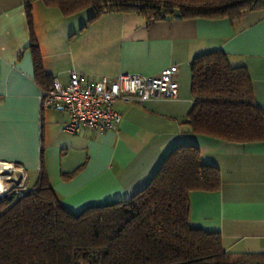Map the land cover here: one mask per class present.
I'll use <instances>...</instances> for the list:
<instances>
[{
	"label": "crops",
	"instance_id": "crops-1",
	"mask_svg": "<svg viewBox=\"0 0 264 264\" xmlns=\"http://www.w3.org/2000/svg\"><path fill=\"white\" fill-rule=\"evenodd\" d=\"M32 29L45 77L37 80L23 0H0V160L22 165L27 184L42 168L59 201L73 212L130 197L152 177L167 152L196 145L220 172L214 192L190 193L191 226L218 232L225 250L264 252V141L231 143L186 133L190 111L189 60L220 49L244 65L254 100L264 108V13L240 19L174 17L147 23L137 13L106 12L88 21L83 12L63 16L37 0ZM176 64V98L116 100L117 129L63 128L65 112L40 107L41 87L69 71L82 76L138 73L155 76ZM31 186V185H30Z\"/></svg>",
	"mask_w": 264,
	"mask_h": 264
},
{
	"label": "trees",
	"instance_id": "trees-1",
	"mask_svg": "<svg viewBox=\"0 0 264 264\" xmlns=\"http://www.w3.org/2000/svg\"><path fill=\"white\" fill-rule=\"evenodd\" d=\"M35 1L23 0V6L39 80L47 74L32 29ZM39 1L63 16L89 10L88 21L106 12H134L147 23L174 17L235 21L249 11L264 13V0ZM188 64L193 104L181 121L186 133L231 143L264 141V108L254 100L247 68L232 65L220 49ZM219 187L218 167L191 143L170 149L130 197L79 212L59 201L41 168L23 195L0 197V264H264V252L227 251L218 232L190 225V193Z\"/></svg>",
	"mask_w": 264,
	"mask_h": 264
},
{
	"label": "built area",
	"instance_id": "built-area-1",
	"mask_svg": "<svg viewBox=\"0 0 264 264\" xmlns=\"http://www.w3.org/2000/svg\"><path fill=\"white\" fill-rule=\"evenodd\" d=\"M177 70L178 66L172 64L155 76L122 72L116 76L95 77H84L70 70L66 83L54 77L47 89L40 90V107L65 112L68 119L63 122V128L70 133L115 130L122 121V114L114 106L116 100L142 102L150 98H176ZM0 176L4 183L0 197L21 196L30 188L25 186L27 172L22 165L0 160Z\"/></svg>",
	"mask_w": 264,
	"mask_h": 264
},
{
	"label": "rangeland",
	"instance_id": "rangeland-1",
	"mask_svg": "<svg viewBox=\"0 0 264 264\" xmlns=\"http://www.w3.org/2000/svg\"><path fill=\"white\" fill-rule=\"evenodd\" d=\"M82 14H86V15L89 16V15H90V11H89V10H85L84 13H82ZM30 183H31V178H30V180H29V183L26 184L25 186L28 187V186L32 185V184H30Z\"/></svg>",
	"mask_w": 264,
	"mask_h": 264
},
{
	"label": "bare ground",
	"instance_id": "bare-ground-1",
	"mask_svg": "<svg viewBox=\"0 0 264 264\" xmlns=\"http://www.w3.org/2000/svg\"><path fill=\"white\" fill-rule=\"evenodd\" d=\"M1 177V176H0ZM4 188V183L3 181L0 179V189H3Z\"/></svg>",
	"mask_w": 264,
	"mask_h": 264
}]
</instances>
